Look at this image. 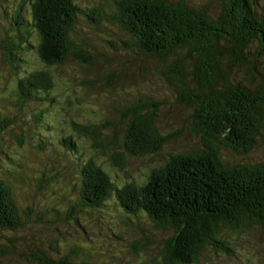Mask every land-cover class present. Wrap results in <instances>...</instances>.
Wrapping results in <instances>:
<instances>
[{
    "label": "rangeland",
    "instance_id": "1",
    "mask_svg": "<svg viewBox=\"0 0 264 264\" xmlns=\"http://www.w3.org/2000/svg\"><path fill=\"white\" fill-rule=\"evenodd\" d=\"M113 1L74 0L80 11L70 34V55L63 64L48 67L38 57L32 27L27 35L29 49L10 50V62L2 45L19 41L14 18L20 6L27 17L29 0H0V118H8L0 123V180L22 220L15 230H0L4 264H45L44 260L164 264L162 252L173 233L171 228L156 227L143 213L127 214L114 198L101 208L73 207L80 200L81 170L88 158L119 185L142 184L170 156L204 145L193 126L191 108L177 101V87L170 80L174 56L162 61L135 48L125 49L122 43L129 35L109 17ZM183 1L215 14L221 11L223 0ZM96 7L100 20L93 22L88 15ZM255 10L264 18V0H257ZM185 53L180 50L177 55L189 67L192 59ZM243 56V64L232 66L230 81H245L250 65L264 80V53L256 49V42ZM39 69L47 70L52 78L51 89L41 94L46 100L19 104L18 79ZM185 80L193 85L189 75ZM141 104L155 113L157 132L166 142L154 154H124L123 165H117L118 157L112 161L109 155L123 152L120 139L127 117L132 107ZM73 122L100 126L106 154L74 132ZM66 136L71 137L73 148L61 143ZM215 147L221 160L230 165L264 162V140L259 139L247 154H237L222 143ZM224 237L231 252L206 246L195 264H264V227L251 226Z\"/></svg>",
    "mask_w": 264,
    "mask_h": 264
},
{
    "label": "trees",
    "instance_id": "2",
    "mask_svg": "<svg viewBox=\"0 0 264 264\" xmlns=\"http://www.w3.org/2000/svg\"><path fill=\"white\" fill-rule=\"evenodd\" d=\"M256 4L257 0H223L221 11L212 14L183 0L113 1L109 17L129 35L122 43L125 49L135 48L162 61L174 56L170 80L177 87V101L191 108L193 126L204 145L170 156L142 184L119 185L88 158L81 170L80 200L73 207L101 208L114 198L127 214L143 213L156 227L171 228L162 252L164 264H195L206 246L227 254L232 249L225 233L264 227V162L230 165L221 160L215 147L222 143L237 154H247L259 139L264 140V80L256 76L252 65L246 66L245 81L228 78L232 66L244 63L243 52L251 44L256 42V49L264 53V18L255 10ZM22 7L14 18L19 41L2 45L10 62V50L29 49L27 35L32 27L40 61L48 67L63 64L70 55V34L80 11L74 0H29L26 18ZM88 17L98 22L100 8L92 9ZM180 50L192 59L189 67L178 57ZM74 56L83 60L79 54ZM51 86L47 70L29 71L17 81V101H44L41 94ZM155 119L147 105L132 107L120 139L123 152L109 155L110 160L117 156V165H123L124 154L157 153L166 138L158 134ZM72 127L106 154L100 126L74 123ZM61 143L68 149L74 147L70 136ZM21 225L17 205L0 180V230ZM44 262L70 264L67 260ZM0 264L4 263L0 260Z\"/></svg>",
    "mask_w": 264,
    "mask_h": 264
}]
</instances>
